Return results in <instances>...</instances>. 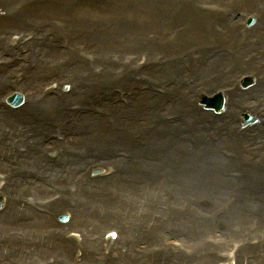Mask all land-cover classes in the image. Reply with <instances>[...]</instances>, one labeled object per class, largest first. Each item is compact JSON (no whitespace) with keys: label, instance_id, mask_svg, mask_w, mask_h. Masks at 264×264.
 Instances as JSON below:
<instances>
[{"label":"bare ground","instance_id":"6f19581e","mask_svg":"<svg viewBox=\"0 0 264 264\" xmlns=\"http://www.w3.org/2000/svg\"><path fill=\"white\" fill-rule=\"evenodd\" d=\"M95 1L0 0V178L9 196L0 216V264H99L95 259L111 251L122 254V264H218L228 262L226 248L236 264H264V140L255 129L264 125V107L249 103H264V1L237 5L257 20L251 32L240 31L244 19L230 12L194 9L198 0L158 7L151 0ZM175 1L200 17L192 30ZM212 18L220 22L213 33L206 25ZM162 21L182 41L196 35L200 54L218 44L216 50L232 51L200 67L192 98L170 88L187 76L178 37L163 46L157 37L146 46L138 37ZM7 25L34 31L32 42L8 46L1 31ZM251 68L262 85L242 94L233 82L226 86ZM46 78L59 80L56 91L44 90L53 84L42 86ZM66 85L69 93H59ZM216 86L229 88L228 101L225 115L209 123L195 106L197 94ZM18 89L27 97L13 111L4 99ZM243 112L259 125L234 133L231 118ZM109 168L108 178L89 176ZM61 213L70 215L68 224L53 221ZM71 227L84 236L81 245L66 233ZM105 228L120 234L110 251L98 238ZM74 250L85 252L78 263Z\"/></svg>","mask_w":264,"mask_h":264},{"label":"rangeland","instance_id":"374dc122","mask_svg":"<svg viewBox=\"0 0 264 264\" xmlns=\"http://www.w3.org/2000/svg\"><path fill=\"white\" fill-rule=\"evenodd\" d=\"M71 1H78V0H71ZM136 0H133V2H135ZM142 1V0H141ZM153 1H155V0H153ZM163 1L164 0H161V1H155V7H158V6H169V5H171V4H173V1L174 0H167V1H165L164 3H163ZM264 0H253V2L254 3H257V5H260V4H262V2H263ZM176 2V5H177V8L180 10L179 12H178V15H180V19H181V22L183 23V26L186 28V29H188V30H192L193 29V26H194V24H193V21L194 20H196V19H200V17L197 15L196 17H194V16H192V14L190 13V12H188V10L187 9H182L181 7H180V5H179V1H175ZM197 2H201V4L198 6V7H196L195 5H193L192 7L194 8V9H197V8H200L203 12H207L209 9H212L215 13H217V14H220V15H222V14H226L227 12H229V11H232L233 12V14L234 15H236V10L237 11H239V9H241V11H244V10H246V11H249V9L247 8H238V6H239V3H240V0H198V1H196L195 3H197ZM100 4H102V3H100ZM99 4V5H100ZM238 5V6H237ZM2 13H1V10H0V15H1ZM82 14H88L87 13V11L86 10H83V12H82ZM103 18H107V17H103ZM103 18H101V19H103ZM182 20H184V21H182ZM212 23L213 24H216V25H218V27H220V25H219V23L220 22H217V21H215V20H213V18L212 19H210V21L208 20V24L206 23V25H208L207 26V30L209 31V32H211V33H213V32H215L214 31V28H212L211 27V25H212ZM137 24V23H136ZM244 24H245V22H244ZM194 28H195V26H194ZM143 30H145L142 34L141 33H139L138 34V37H139V39H140V41H145V40H147V41H149V43L148 44H150L151 43V41H150V39L152 38V36H150L149 38L150 39H146L145 38V36H147V35H155L158 39V42H159V44H161L162 46L163 45H167V44H169V43H171L172 41H175V39L174 38H177L178 37V40L180 41V42H182L181 43V50H178L177 51V53H178V58H179V61H181V63H182V65H183V67H182V69L183 68H185L186 70H189V71H191L192 72V70H191V65H192V63H195V60H196V55H199V56H203V55H205V56H207L209 53H212V51H214V50H216V46H219V44L218 45H214V46H212V47H207L203 52H202V54H200L199 52H201V51H198V50H194V44H196V35H193L191 38H189V40L188 41H182L183 39H182V37H181V35H180V33H179V31H177V32H175L176 31V28H174V26L171 24V23H169V22H165V21H162V26H161V29H158L156 26H154V25H151V26H149V27H143ZM2 32H3V34L4 35H6L8 38H10L12 35H18L19 33H21L22 31H20L18 28H15V27H10L9 25H7V26H4V28H3V30H1ZM10 42H14L13 40H11ZM57 45V44H56ZM92 46H93V44H91ZM221 45V44H220ZM233 45V44H232ZM224 46H228L227 45V43L226 44H224ZM221 47V46H220ZM115 49V51H117V49L118 48H114ZM218 50V52L219 53H221L222 52V50L221 49H217ZM155 55H157V52L156 51H153L152 52V56H155ZM157 56H161L162 57V59H165L164 58V56L163 55H157ZM212 56V55H211ZM58 58V57H57ZM56 58V59H57ZM147 54H146V52H143V57H142V60L143 59H145V60H147ZM193 59H195V60H193ZM0 61H2V57H0ZM192 62V63H191ZM222 62H224V61H222ZM195 67H197V68H199L200 69V67H202V66H200V64L199 63H196L195 65H194ZM176 70V69H175ZM175 70L173 71V73H172V76H173V74H174V72H175ZM184 71V70H183ZM185 72V71H184ZM251 72H254L253 71V69L251 68V69H248V70H245V71H241V72H239V73H237L236 75H234L233 77H232V79L230 80V82L228 83V84H226V86H228L232 81H234V79H235V81L236 82H240V80L242 79V77L243 76H240V75H243V74H247V73H251ZM186 73V72H185ZM186 75H187V73H186ZM197 77L200 79V74L199 73H197ZM240 77H241V79H240ZM171 79H172V77H171ZM53 80H55V81H53ZM170 80V78L168 79V78H165V79H161V81L160 82H158L157 83V85H161V84H164V83H166V82H168ZM174 80H176L177 82L176 83H181V82H185V81H183L184 80V78L182 79V80H177V79H174ZM51 82H55V83H57V84H59L60 85V82H59V80L57 79V78H53V79H51V78H46V79H44L43 80V82L41 83L42 84V86L43 85H47V84H49V83H51ZM259 85L261 84V83H258ZM196 86L197 85V83H194L193 85H188L186 88H184L183 90H184V92H185V94L187 95V96H189V97H194L195 96V90H194V88H192L193 86ZM258 85V86H259ZM67 87H68V85H66ZM226 86H216L215 88H213L212 90H210V91H208V94L207 95H210V94H212V92L215 90V89H218L219 87L220 88H222V87H226ZM170 87H172V82H171V84H170ZM254 87V86H253ZM69 88H66V87H64V86H60V89H59V93H61V94H66L67 92L69 93ZM159 90V92H162V89H158ZM251 90V89H250ZM249 90V91H250ZM239 92H247V91H242V90H239ZM177 93V92H176ZM200 93V92H199ZM198 93V94H199ZM194 99V98H193ZM259 100H261V99H259ZM257 98H251V100H250V102L249 103H251L252 105H254V106H257V107H255L256 109H259V108H261L262 106L264 107V103H263V101L261 100V101H259ZM259 104V105H258ZM152 105V103H150V105H149V107ZM163 105V106H162ZM164 105L165 104H162V103H160V106H162V108L164 107ZM192 105V104H191ZM196 106V105H195ZM197 107V106H196ZM198 108V107H197ZM172 109V111H174V109L173 108H171ZM199 109V108H198ZM244 109V108H243ZM207 116H209L208 114H206ZM255 116V115H254ZM252 117H253V115H252ZM190 122V121H189ZM194 120H191V122L189 123V124H194ZM241 125V120H239V117H236V120H233L232 121V127H235V131L237 132V130H240V126ZM256 126L257 125H259L258 123L257 124H255ZM251 128H253V127H251ZM256 129V131H259V135H261V138L264 140V125H262L261 127H257V128H255ZM241 131V130H240ZM54 136V135H53ZM63 139V141L61 142V143H63L65 140H64V137L63 138H59L58 140L60 141V140H62ZM60 143V142H59ZM221 153H223V154H225L226 155V158H227V152L226 151H224V150H221ZM257 157V156H256ZM257 158H260V157H257ZM256 159H254V161H255ZM261 160H262V158H261ZM129 168H131L130 166H129ZM91 172H92V170H91ZM90 172V174H91V177H97V176H99V175H101V174H98V175H96V176H94L92 173ZM6 193L8 194V192H6L5 191V196H6ZM7 197V199H8V196H6ZM64 214H61L60 216H63ZM54 222L56 223V224H62L60 221H59V216H57V217H55L54 218ZM79 228H76V227H71V228H68L67 230H66V233L67 232H76L77 230H78ZM110 230H113L112 228H105V229H103L102 230V233L100 232L99 233V235H98V238H99V241L101 242V238H102V236L107 232V231H110ZM116 232L118 233V231L116 230ZM93 235H95L94 233H92ZM119 234V233H118ZM120 235V234H119ZM84 237V236H83ZM83 243V242H82ZM82 243H79L78 245H81ZM106 251H110V250H106ZM139 252V250H137V248H134V249H132V254H134V255H138L137 253ZM86 253H87V255H91V256H93V257H95L96 255H94V254H92V253H90V251H86ZM83 254H85V252L83 253ZM83 254L81 253V251H75L74 250V252L72 253V256H73V258H74V263H78L79 261H80V259H81V257L83 256ZM92 257V258H93ZM122 257V254H120V253H118V252H109V255H107V257H104V256H102L101 254H100V257H97L96 259H95V261H98L99 262V264H103V263H105V262H108V263H111V262H113V263H119V264H122V260H123V257ZM122 260H121V259ZM120 260V261H119ZM92 261V260H91ZM119 261V262H118ZM48 263H50V262H48ZM50 264H54V263H50Z\"/></svg>","mask_w":264,"mask_h":264}]
</instances>
